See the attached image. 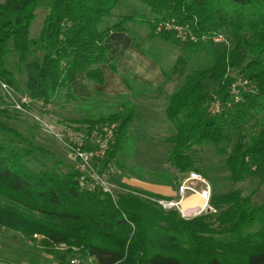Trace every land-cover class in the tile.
Returning a JSON list of instances; mask_svg holds the SVG:
<instances>
[{"label":"trees","instance_id":"trees-1","mask_svg":"<svg viewBox=\"0 0 264 264\" xmlns=\"http://www.w3.org/2000/svg\"><path fill=\"white\" fill-rule=\"evenodd\" d=\"M137 1L153 16L142 21L152 36L182 46L184 55L164 73L166 79L169 73L184 77L167 97V117L175 127L167 139L168 163L183 179L190 173L206 179L214 212L186 220L177 210L161 208L155 200L162 197L129 186H122L125 191L113 201L108 194L81 186L75 167L61 161L42 165L34 154L47 155L46 151L1 124L0 234L16 233L58 264L75 257L91 258L95 264H264V201L256 205L252 195L234 189L249 178L264 187V0ZM117 3H0V83L44 107L65 93L73 97L72 86L80 75L104 86L105 68L116 72L109 61L110 36L125 33L129 23L139 21L126 17L100 31ZM42 7L48 11L43 28L37 39H31V25ZM167 20L189 25L199 37L222 35L229 46L212 41L182 43L171 33L156 34V25ZM201 53L208 65L184 76L186 55ZM238 76L251 82V90L241 92L240 102L235 103L231 87ZM214 97L222 104L217 115L209 111ZM120 105L116 113L74 122L90 127L118 124V137L101 168L114 164L136 116L129 100ZM8 113L0 107V115L8 117ZM251 121L256 129L254 125L248 129ZM200 147H213L224 157L225 181L233 186L231 190L215 192L212 184L222 182L212 179L213 171L198 162L195 155ZM60 245L66 249L59 250Z\"/></svg>","mask_w":264,"mask_h":264},{"label":"rangeland","instance_id":"rangeland-1","mask_svg":"<svg viewBox=\"0 0 264 264\" xmlns=\"http://www.w3.org/2000/svg\"><path fill=\"white\" fill-rule=\"evenodd\" d=\"M5 1L0 0V3ZM47 12L45 7L37 11L36 20L30 28L31 39L40 36ZM126 17H134L139 21L129 23L125 34L113 35L109 58H112L116 72L106 69L104 86L89 83L84 75H80L72 86L73 97H67L65 93L54 104L46 107L34 103L28 110L29 114H20L13 110L0 92V107L9 112L8 117L0 115V125L16 129L43 148L47 155L38 151L34 154L42 165L52 166L54 162L61 161L74 168L75 162L69 158L60 141L64 127H71L78 120L96 119L116 113L121 109V102L129 100L136 108V116L125 143L121 146L114 164L110 166V181L114 185L111 187L116 196L125 191L122 186L156 196L163 192L175 193V183L180 184L183 176L168 163L171 145L167 139L173 135L175 127L167 117V97L183 83L184 77L169 73L166 79L164 73L170 72L176 66L178 57L184 55V52L181 45L152 36L150 28L142 21L152 19L153 16L149 8L137 0H118L111 15L102 21L99 30L104 31ZM122 56L125 57L124 61ZM186 56L189 60L184 76L204 68L209 63L206 55L202 53ZM35 118L46 123L52 131ZM253 125L256 129L257 125L252 121L248 124V129L251 130ZM196 150L195 157L200 165L213 171L212 179L220 178L222 182L212 184L215 192L231 190L233 186L227 185L228 182L225 181L228 175L224 157L217 154L213 147H200ZM101 169L104 170V167ZM234 189H241L245 196L252 195L256 205L264 201V187L256 178H249L234 186ZM4 234H0V255H5L4 250L9 242L17 245L13 237H19L10 231ZM33 247L32 243L28 246ZM37 250L38 253H43L40 248ZM38 258L32 262L54 264L49 256H43L39 261Z\"/></svg>","mask_w":264,"mask_h":264},{"label":"built area","instance_id":"built-area-1","mask_svg":"<svg viewBox=\"0 0 264 264\" xmlns=\"http://www.w3.org/2000/svg\"><path fill=\"white\" fill-rule=\"evenodd\" d=\"M156 34L171 33L182 43H208L210 41L216 44H224L229 46L227 39L222 35L214 36H197L189 25L177 24L174 20L160 21L155 27ZM251 82L238 76L231 87V95L235 103L240 102L241 92L251 90ZM0 92L6 101L11 105L12 109L20 114H29L28 110L34 102L27 95L16 92L6 83H0ZM228 107L231 103L227 104ZM209 111L213 115L220 114L222 111L221 102L214 97L209 107ZM37 121L46 126L39 118ZM51 130L48 126H46ZM117 123L97 124L95 126H78L64 127V134L61 137L62 145L68 152V156L76 164V169L80 172V185L90 191H101L111 196L113 201L117 196L111 186L110 181L112 169L110 166L101 169V162L105 159L111 146L115 143L118 135ZM52 131V130H51ZM211 186L202 176L197 173H190L186 176L178 186L177 197L173 200H155V202L164 210H177L181 217L188 220L195 218L207 212L214 210L209 207L211 198ZM197 195H202L206 204L203 208H193L184 210L183 202ZM208 207V208H207ZM59 250H65V245L58 246ZM68 264H95L91 258L75 257Z\"/></svg>","mask_w":264,"mask_h":264},{"label":"crops","instance_id":"crops-1","mask_svg":"<svg viewBox=\"0 0 264 264\" xmlns=\"http://www.w3.org/2000/svg\"><path fill=\"white\" fill-rule=\"evenodd\" d=\"M114 34L115 33H113L110 36V38L108 40V44H107V47L110 50L109 56L111 54L110 47H111V45H113L112 37H113ZM122 34H125V33H122ZM122 59L124 61L125 57L122 56ZM109 61L111 63H113L112 62V58H109ZM106 69H108V67L105 68V74H106ZM76 82H77V80H76ZM123 83H124V80H123ZM72 92H74L73 88H72ZM178 185H179V183L176 182L175 183V187H174L175 193L171 192V194H170L169 192L168 193L163 192V193L158 194V195L160 197H162L164 200H173V199H175L177 197ZM2 235H5V234H2ZM13 239H14V242H17V245L14 244V243H10V242L8 244H6V247H5V250H4L5 251V255H0V264H37L36 262H32V261H35V258H37V257L41 258L43 256L44 257L47 256L44 253H38L37 247L36 248L35 247L28 248V246H30V243L23 242L19 238H14L13 237ZM26 248H28V249H26ZM39 258H38V261H39ZM49 258L52 261H54L53 262L54 264H58L54 259H52L51 257H49Z\"/></svg>","mask_w":264,"mask_h":264},{"label":"bare ground","instance_id":"bare-ground-1","mask_svg":"<svg viewBox=\"0 0 264 264\" xmlns=\"http://www.w3.org/2000/svg\"><path fill=\"white\" fill-rule=\"evenodd\" d=\"M206 204V200L202 195H197L189 198L187 201L183 202L184 210L193 209V208H202Z\"/></svg>","mask_w":264,"mask_h":264},{"label":"water","instance_id":"water-1","mask_svg":"<svg viewBox=\"0 0 264 264\" xmlns=\"http://www.w3.org/2000/svg\"><path fill=\"white\" fill-rule=\"evenodd\" d=\"M207 211L210 212V209H208Z\"/></svg>","mask_w":264,"mask_h":264}]
</instances>
